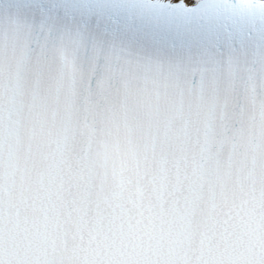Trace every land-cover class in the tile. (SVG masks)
<instances>
[{
	"label": "snow or ice",
	"instance_id": "6c2138e0",
	"mask_svg": "<svg viewBox=\"0 0 264 264\" xmlns=\"http://www.w3.org/2000/svg\"><path fill=\"white\" fill-rule=\"evenodd\" d=\"M0 264H264V0H0Z\"/></svg>",
	"mask_w": 264,
	"mask_h": 264
}]
</instances>
